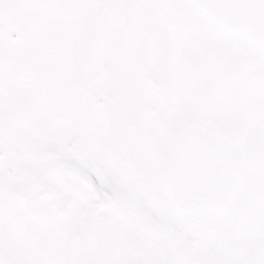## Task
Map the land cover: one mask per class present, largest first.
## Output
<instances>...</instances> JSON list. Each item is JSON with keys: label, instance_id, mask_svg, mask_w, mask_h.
<instances>
[{"label": "snow or ice", "instance_id": "6c2138e0", "mask_svg": "<svg viewBox=\"0 0 264 264\" xmlns=\"http://www.w3.org/2000/svg\"><path fill=\"white\" fill-rule=\"evenodd\" d=\"M247 34L255 141L178 111ZM0 264H264V0H0Z\"/></svg>", "mask_w": 264, "mask_h": 264}, {"label": "rangeland", "instance_id": "374dc122", "mask_svg": "<svg viewBox=\"0 0 264 264\" xmlns=\"http://www.w3.org/2000/svg\"><path fill=\"white\" fill-rule=\"evenodd\" d=\"M231 38L234 41H230ZM252 47L253 45L248 42L239 40L220 29L217 31V52L222 60V71L220 75H233L239 71H249L244 80L241 81V88L250 93L247 101L249 105L246 104L247 107H244L242 114L239 109L237 114L231 117L233 125H237L235 129L240 134V149L242 152H249L255 141L254 112L258 83L254 76L256 67L251 63H246L241 67L242 62L248 60ZM218 80L220 81L221 79L218 78ZM197 111L198 104L193 101L191 96H188L185 98L184 108L179 110L177 114L183 120L197 116Z\"/></svg>", "mask_w": 264, "mask_h": 264}, {"label": "flooded vegetation", "instance_id": "af4514ba", "mask_svg": "<svg viewBox=\"0 0 264 264\" xmlns=\"http://www.w3.org/2000/svg\"><path fill=\"white\" fill-rule=\"evenodd\" d=\"M230 82H224L216 92L210 96L211 110L206 115V122L221 127H228L231 125V117L238 110L241 109V114L246 105H241L239 99L241 96H247V92H240L234 83L230 86ZM249 105V104H247Z\"/></svg>", "mask_w": 264, "mask_h": 264}, {"label": "water", "instance_id": "95a60500", "mask_svg": "<svg viewBox=\"0 0 264 264\" xmlns=\"http://www.w3.org/2000/svg\"><path fill=\"white\" fill-rule=\"evenodd\" d=\"M222 29H224V30H226V31H228V32H230V33H232V34L238 36L239 38L246 39V40H248L249 42H251V43L253 44V42H252V40L250 39V37H249L247 34L243 33V32L234 31V30H232V29H228V28H222ZM200 104H201L202 107H203L202 110H203V114H204V112L206 111L207 98L204 99L203 101H201ZM203 114H201V115H200L199 117H197V118H194L193 120H195L196 122H198V123H200V124H202V125L204 126L202 130H216V129H211V128L207 127V126L204 124V121H203ZM220 130H223V131L227 132L228 134H230L231 137L233 138V140H234V141L237 143V145H238V136H237L235 133L230 132V131H227V130H225V129H220Z\"/></svg>", "mask_w": 264, "mask_h": 264}, {"label": "bare ground", "instance_id": "6f19581e", "mask_svg": "<svg viewBox=\"0 0 264 264\" xmlns=\"http://www.w3.org/2000/svg\"><path fill=\"white\" fill-rule=\"evenodd\" d=\"M230 41H234V39L231 38Z\"/></svg>", "mask_w": 264, "mask_h": 264}]
</instances>
